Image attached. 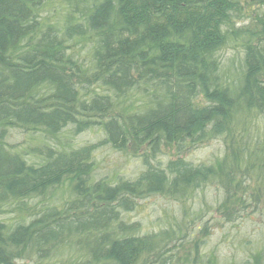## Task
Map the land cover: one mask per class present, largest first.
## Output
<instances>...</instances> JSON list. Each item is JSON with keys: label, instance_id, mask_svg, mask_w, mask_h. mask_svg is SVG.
I'll use <instances>...</instances> for the list:
<instances>
[{"label": "trees", "instance_id": "1", "mask_svg": "<svg viewBox=\"0 0 264 264\" xmlns=\"http://www.w3.org/2000/svg\"><path fill=\"white\" fill-rule=\"evenodd\" d=\"M94 124L144 151L136 181L96 179L76 138ZM213 140L214 162L182 157ZM210 186L225 223L264 215V0H0V264H223L195 240L202 208L152 233L126 219Z\"/></svg>", "mask_w": 264, "mask_h": 264}, {"label": "rangeland", "instance_id": "2", "mask_svg": "<svg viewBox=\"0 0 264 264\" xmlns=\"http://www.w3.org/2000/svg\"><path fill=\"white\" fill-rule=\"evenodd\" d=\"M100 131L94 124L80 137L76 136L79 146H93L91 161L96 179L115 177L117 180L136 181L146 171L142 158L144 151L129 145L124 151H116L109 144H105ZM120 133V130H115L113 135ZM9 140L6 139L7 142ZM27 141V136L17 137V142L23 149L28 147ZM221 145L219 140H213L209 144L184 151L182 157L193 166L207 165L221 155ZM154 159L150 160L152 165L164 169L170 161L177 160L178 155L174 149L163 148L161 154L156 155ZM222 200L221 190L215 186L196 192L194 199L185 204L165 195H151L135 200L134 208L127 214L126 219L128 222L139 224L143 233H152L162 226V219L179 220L184 213H197L202 208L203 213H206L204 220L209 221L210 228L208 236L195 235L196 242L200 243V251L215 253L223 264H241L250 254L256 253L255 247L260 241L264 245V237H261V231H264V215L252 214L236 226L227 224L214 211ZM211 207L213 210L209 211Z\"/></svg>", "mask_w": 264, "mask_h": 264}]
</instances>
